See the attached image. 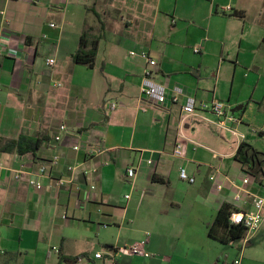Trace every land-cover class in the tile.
Masks as SVG:
<instances>
[{"label": "crops", "instance_id": "crops-1", "mask_svg": "<svg viewBox=\"0 0 264 264\" xmlns=\"http://www.w3.org/2000/svg\"><path fill=\"white\" fill-rule=\"evenodd\" d=\"M0 27L11 53L0 59V264H67L79 256L75 264L228 262L230 245L208 230L221 206H232L228 182L249 174L234 160L237 145L220 154L186 135L218 157L189 142L182 158L172 151L181 107L192 97L226 103L243 142L264 154L247 141L249 133L264 140V0H0ZM82 34L97 41L92 68L72 60ZM141 53L156 62L152 80L182 90L176 104L140 96L149 68ZM112 103L118 109L109 110ZM195 124L218 130L192 118L185 131L194 135ZM22 136L41 139L39 149L5 151ZM196 149L233 164L223 170ZM55 155L41 190L13 179L12 170L36 171ZM75 165L82 168L73 180L57 188ZM131 167L135 176L127 178ZM180 167L194 184L179 179ZM92 168L96 174L83 175ZM213 170L225 182L221 192L208 179ZM257 236L259 247L237 245L232 258L264 264V234ZM134 243L144 256L113 252Z\"/></svg>", "mask_w": 264, "mask_h": 264}, {"label": "built area", "instance_id": "built-area-1", "mask_svg": "<svg viewBox=\"0 0 264 264\" xmlns=\"http://www.w3.org/2000/svg\"><path fill=\"white\" fill-rule=\"evenodd\" d=\"M0 27V59L4 56H9L8 40ZM199 48L194 49V53H198ZM135 52H130V56H134ZM141 57L146 59L149 68L144 72V76L141 80L139 92L140 96L148 101H152L160 106H167L169 104H176L182 95V90L180 88H174L172 91L152 80V68L156 65V62L149 58L148 54L141 53ZM49 65L54 63V60L50 59L47 61ZM117 108V104L112 103L108 106L109 110H114ZM204 113H208L213 117V120H208L204 117ZM197 118L201 121L211 124L220 131L231 134L236 142L237 147L240 142L244 141V136L236 130V125L241 123L240 119L235 116L230 110L226 103L218 100L212 99L210 102H197L194 98H186L184 104L181 107V114L179 117V124L176 136L174 138V145L172 155L175 158H182L183 151L182 147L186 143H191L196 147H202L207 149L213 154L214 158L218 157V154L213 150L206 148L205 146L198 144L191 139H189L185 134V125L192 119ZM65 126L59 127V131H64ZM54 141H60V135L54 137ZM74 151L79 150V146L74 145ZM59 161V156L55 155L51 159L45 162L44 165L38 167L36 171H29L23 166L18 169L12 170L13 179L15 181H25L27 185L33 190L39 191L43 188V180L50 179L47 175V169L56 167ZM80 165L68 166L67 171L70 173L69 180L59 178L54 181L55 186L58 188L64 186L65 184L71 182L76 175V173L82 168ZM96 168L84 169L83 175L89 176L96 174ZM220 172L218 170H213L209 176V181L214 186L217 192L223 191L225 187V182L218 180ZM135 176V169L128 168L126 170V177L132 178ZM178 177L181 181L188 184H194L195 179L188 175L185 167H180L178 171ZM227 180L226 177H223ZM228 182V181H227ZM263 182V184H262ZM228 191L230 194V200L232 206L230 215L228 217V223L232 226H239L244 230L243 237L239 240L240 250H243L254 238L255 236L262 232L264 234V176L262 179H257L253 175L244 174L239 182L229 181ZM252 188L260 190V192H254ZM91 190L94 186L90 187ZM128 198V197H126ZM113 252L121 255L129 256H144L143 247L141 243H134L130 245H124L119 247H112ZM54 252H58L53 248ZM96 258H101V254H96ZM225 264H241V256H237L232 261H228Z\"/></svg>", "mask_w": 264, "mask_h": 264}, {"label": "trees", "instance_id": "trees-1", "mask_svg": "<svg viewBox=\"0 0 264 264\" xmlns=\"http://www.w3.org/2000/svg\"><path fill=\"white\" fill-rule=\"evenodd\" d=\"M89 47V48H87ZM97 41L91 40L85 42V34L81 35L80 43L77 51L72 57L76 64L86 65L89 68L94 66L96 56ZM42 140L39 138H31L22 136L16 141L7 142L5 151L15 150L18 154L37 151ZM234 160L239 163L244 172L253 175L258 180L264 176V154L256 152L251 145L240 142L234 155ZM231 208L223 205L219 209L212 226L208 230V236L218 240L223 245H232L238 242L244 235V230L239 226H232L228 223ZM83 256L73 259H65L67 264H75Z\"/></svg>", "mask_w": 264, "mask_h": 264}, {"label": "rangeland", "instance_id": "rangeland-1", "mask_svg": "<svg viewBox=\"0 0 264 264\" xmlns=\"http://www.w3.org/2000/svg\"><path fill=\"white\" fill-rule=\"evenodd\" d=\"M250 1L255 2L257 0H250ZM107 103H108V100L105 102V105ZM229 110H230V108H229ZM193 128L196 129L194 135H191L192 134L191 131H188V130L185 131V134L187 136H190V137L192 136L199 143H201V144H203V145H205L207 147L212 148L213 150H215L216 152H218L220 154H227V153H230V152H232L234 150L236 142H235L234 137L231 134L225 133V132L220 131V130L211 129L210 127H208L205 124H195V126ZM247 141L251 142V144L258 151L264 152V140L260 139L258 137V135H254L253 133H249V137H248ZM182 151H183V154H184L185 147H182ZM196 151L199 154L203 155L204 159L207 162L212 163V165H214V166H219L223 170L224 169L225 170L228 169V167H230L233 164V160L232 159L223 160V161H219V160L215 161V160H212L211 156L207 152H205L204 150L196 149ZM132 196L135 197L136 193L134 192ZM257 239H258V236L253 239V241L251 242V248H254V246H256V247L260 246V243L255 242ZM237 245H240V243L236 242L235 244L230 245L229 248L226 249L228 256L230 255L229 258H228V260L230 259L229 261L233 260V258L231 256L232 255V251H233V248L237 247Z\"/></svg>", "mask_w": 264, "mask_h": 264}, {"label": "water", "instance_id": "water-1", "mask_svg": "<svg viewBox=\"0 0 264 264\" xmlns=\"http://www.w3.org/2000/svg\"><path fill=\"white\" fill-rule=\"evenodd\" d=\"M187 126H185V128H186Z\"/></svg>", "mask_w": 264, "mask_h": 264}]
</instances>
